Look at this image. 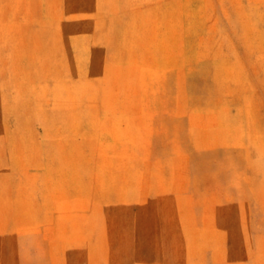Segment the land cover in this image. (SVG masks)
Wrapping results in <instances>:
<instances>
[{
    "label": "rangeland",
    "instance_id": "1",
    "mask_svg": "<svg viewBox=\"0 0 264 264\" xmlns=\"http://www.w3.org/2000/svg\"><path fill=\"white\" fill-rule=\"evenodd\" d=\"M0 264H264V0H0Z\"/></svg>",
    "mask_w": 264,
    "mask_h": 264
},
{
    "label": "bare ground",
    "instance_id": "2",
    "mask_svg": "<svg viewBox=\"0 0 264 264\" xmlns=\"http://www.w3.org/2000/svg\"><path fill=\"white\" fill-rule=\"evenodd\" d=\"M47 59H48V60H51V61H54V60H55L53 55H50ZM45 60H46V59H45ZM40 61H41V60H40ZM43 67H44V70H45V69H46V66H43ZM49 68H50V66H49ZM48 73H49V72H48ZM61 89H62V88H61ZM61 89H60V87H58V88H54V89H51L50 93H51L52 96L56 93V96H57V93H60ZM20 105H21V104H20ZM22 106H24V104H23ZM22 106H21V107H22Z\"/></svg>",
    "mask_w": 264,
    "mask_h": 264
}]
</instances>
